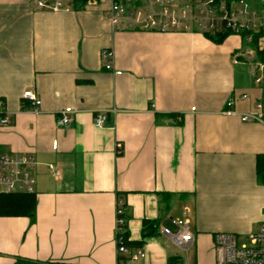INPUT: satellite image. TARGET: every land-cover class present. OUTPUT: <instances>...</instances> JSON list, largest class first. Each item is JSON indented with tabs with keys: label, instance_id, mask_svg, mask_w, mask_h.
<instances>
[{
	"label": "crops",
	"instance_id": "1",
	"mask_svg": "<svg viewBox=\"0 0 264 264\" xmlns=\"http://www.w3.org/2000/svg\"><path fill=\"white\" fill-rule=\"evenodd\" d=\"M37 1L0 0V100L12 120L0 129V151L39 162L34 220L0 217V264H118L119 201L130 241L142 239L144 220L163 221L146 258L126 264H217L216 233L246 236L264 223V124L241 119L264 102L258 52L237 35L216 43L202 33L115 29L108 2L52 12ZM106 48L112 71L101 60ZM68 108L74 121L59 127ZM98 112L108 116L102 128ZM186 212L188 252L162 233Z\"/></svg>",
	"mask_w": 264,
	"mask_h": 264
},
{
	"label": "built area",
	"instance_id": "2",
	"mask_svg": "<svg viewBox=\"0 0 264 264\" xmlns=\"http://www.w3.org/2000/svg\"><path fill=\"white\" fill-rule=\"evenodd\" d=\"M264 4V0H260ZM109 3L105 20L115 29L124 26L140 31L165 33H202L204 36H216L230 33L237 35L248 44H253L254 36L258 35L257 52L264 54V9L256 6L252 0H38L36 6L40 10L88 11ZM208 38V37H207ZM101 60L107 71L114 69L115 52L106 48L101 52ZM260 78L256 79L259 83ZM248 99V95H243ZM23 99L31 102L34 111L39 112L41 100L33 90H27ZM235 102L227 103L226 115H234ZM0 100V129L11 125L12 120ZM75 110L68 108L60 113L57 120L59 127H65L74 121ZM245 123L257 121L264 124V102L256 104V111L243 114ZM108 122L105 112L94 116L97 128L104 127ZM118 153H122L123 145H117ZM38 159L30 153H8L0 151V194L36 193L37 179L35 175ZM54 170L53 166L49 168ZM117 245L118 254L125 255L132 261L146 258L143 248L130 251L120 245L126 220L122 218L124 210L122 202L118 204ZM175 231L163 226V235L171 238L176 246L188 252L194 242L192 223L188 212L182 219L171 220ZM214 250L217 264H264V223L246 236L233 233H216Z\"/></svg>",
	"mask_w": 264,
	"mask_h": 264
},
{
	"label": "trees",
	"instance_id": "3",
	"mask_svg": "<svg viewBox=\"0 0 264 264\" xmlns=\"http://www.w3.org/2000/svg\"><path fill=\"white\" fill-rule=\"evenodd\" d=\"M228 36H230V33L218 34L216 36L208 35L207 37L208 39L216 43H222ZM258 38L259 36L255 35L253 44H250L254 48H257ZM258 54L260 55L261 60L264 62V54L261 52H258ZM257 174L264 183V154L258 156L257 158ZM160 196L163 200L167 198L168 195L160 194ZM36 208V193L0 194V217H27L32 218L34 220ZM122 208L124 210V213L121 217L126 220V225L122 227L124 231L119 234L123 238L120 245L126 246L130 251H134L139 248H144L147 239L156 238L160 236V230L163 221L161 219L144 220L142 228V239L140 241H130L128 231L129 217L127 214L128 206L126 205V203L122 202ZM129 260L130 258L128 256H118V264H126ZM169 264H182V259L180 257H170Z\"/></svg>",
	"mask_w": 264,
	"mask_h": 264
}]
</instances>
